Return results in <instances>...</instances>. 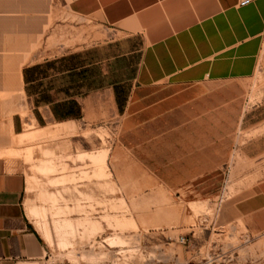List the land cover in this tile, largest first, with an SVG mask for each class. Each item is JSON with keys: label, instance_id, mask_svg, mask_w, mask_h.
<instances>
[{"label": "rangeland", "instance_id": "374dc122", "mask_svg": "<svg viewBox=\"0 0 264 264\" xmlns=\"http://www.w3.org/2000/svg\"><path fill=\"white\" fill-rule=\"evenodd\" d=\"M115 40L72 16L65 0H0V166L25 179L24 207L45 264H260L264 247L251 245L233 208L264 179V63L234 98L189 106L134 133L121 130L111 99L93 96L75 133L29 138L55 123L25 95L24 69L72 55L97 59ZM46 159L54 173L45 176L37 165ZM197 160L214 171L187 190L163 184L175 166L195 176Z\"/></svg>", "mask_w": 264, "mask_h": 264}, {"label": "crops", "instance_id": "0c3cea01", "mask_svg": "<svg viewBox=\"0 0 264 264\" xmlns=\"http://www.w3.org/2000/svg\"><path fill=\"white\" fill-rule=\"evenodd\" d=\"M238 1L65 0L72 16L114 32L116 40L101 45L97 59L72 55L27 67L24 93L55 124L82 120L93 96L107 97L125 134L209 99L234 98L264 63V0L242 8ZM70 103L80 118L57 122L53 112ZM203 162L193 164L195 176L176 166L165 170L163 184L187 190L188 181L214 171L204 172ZM178 178L184 181L175 185ZM24 198L23 175L0 166V264L46 263V247L27 217ZM233 214L251 245L263 247L264 179L234 205Z\"/></svg>", "mask_w": 264, "mask_h": 264}, {"label": "bare ground", "instance_id": "6f19581e", "mask_svg": "<svg viewBox=\"0 0 264 264\" xmlns=\"http://www.w3.org/2000/svg\"><path fill=\"white\" fill-rule=\"evenodd\" d=\"M25 19V18H24ZM21 22V21H20ZM21 27V26H20ZM18 31V30H17ZM26 33V31H25ZM18 35V34H17ZM24 35V34H22ZM59 37V36H58ZM12 38V37H11ZM9 39V38H8ZM50 39V38H49ZM60 39V38H59ZM83 41V40H82ZM10 42V41H9ZM72 42V41H71ZM7 43V42H6ZM70 43V42H69ZM13 44V43H12ZM62 44V43H61ZM71 44V43H70ZM73 44V43H72ZM5 45V44H4ZM50 45V44H49ZM54 45V43H53ZM52 45V46H53ZM65 45V44H63ZM69 45V44H68ZM67 45V46H68ZM3 46V45H2ZM70 46V45H69ZM74 46V45H73ZM32 47V46H31ZM14 55V54H13ZM19 58V57H18ZM6 59V58H4ZM17 59V58H16ZM6 97V96H5ZM1 104V103H0ZM30 116V115H29ZM30 118V117H29ZM31 119V118H30ZM34 122V121H33ZM22 123V121H21ZM27 126V125H26ZM29 127V126H28ZM28 127H25V128H28ZM55 130L52 131L50 129H44L43 132L38 136V135H31L29 138H43V137H56L57 135H62V134H72V133H75V130H76V127H75V124L72 123V122H69V123H63V124H55ZM32 128V127H30ZM26 130V129H25ZM64 136V135H62ZM69 136V135H68ZM44 155H50L51 154L49 153H44ZM49 157V156H48ZM50 158V157H49ZM49 158H47L49 160ZM46 159V161H40V163L37 165V170L40 172L41 175H49V174H52L54 173V167H53V163L52 161H48ZM64 167L61 166V169H63ZM44 176V178H45ZM63 176V175H62ZM57 177V176H56ZM47 179V178H45ZM52 181V179H51ZM58 181V180H57ZM56 181V182H57ZM54 182V181H53ZM59 182V181H58ZM61 183L64 182V179L60 181ZM45 183V182H44ZM57 184V183H56ZM61 185V184H60ZM64 185V184H63ZM71 229H72V226L70 225L69 226ZM73 230V229H72ZM261 244V243H260ZM259 244V246H260ZM264 245V244H263ZM264 247V246H263Z\"/></svg>", "mask_w": 264, "mask_h": 264}, {"label": "trees", "instance_id": "16d2710c", "mask_svg": "<svg viewBox=\"0 0 264 264\" xmlns=\"http://www.w3.org/2000/svg\"><path fill=\"white\" fill-rule=\"evenodd\" d=\"M53 116L57 122L73 120L80 118L79 108L75 103L58 108V112H53Z\"/></svg>", "mask_w": 264, "mask_h": 264}, {"label": "built area", "instance_id": "2783aa9c", "mask_svg": "<svg viewBox=\"0 0 264 264\" xmlns=\"http://www.w3.org/2000/svg\"><path fill=\"white\" fill-rule=\"evenodd\" d=\"M254 1L255 0H239L237 6L239 8L246 7L250 4H252ZM177 241H178L179 245H182V246L187 245V241L185 240L184 237H179Z\"/></svg>", "mask_w": 264, "mask_h": 264}]
</instances>
